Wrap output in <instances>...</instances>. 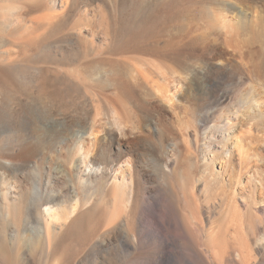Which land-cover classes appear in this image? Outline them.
I'll return each instance as SVG.
<instances>
[{"label":"rangeland","instance_id":"374dc122","mask_svg":"<svg viewBox=\"0 0 264 264\" xmlns=\"http://www.w3.org/2000/svg\"><path fill=\"white\" fill-rule=\"evenodd\" d=\"M250 2L251 7L264 10V0H0V90L7 92L12 108L10 116L0 114V159L5 160L7 152L17 158L28 141L31 130L26 132L24 126L29 125L30 112L38 102L34 96L39 95L42 103L48 99L51 102L53 121H67L71 131V125L80 120L82 104L91 101L92 106L85 108L89 113L95 112L94 105L103 107L94 120L103 127L98 136L108 131L123 141L127 138H119L120 132H129L136 116L160 111L140 136L152 141L158 151L163 147L158 157L167 172L164 175L153 171L158 181L142 185L161 184L153 216L143 214L144 219L153 218L152 222H128L121 239L101 249L94 245L97 237L93 234L89 236L91 241L72 243L77 248L72 251L77 253L69 254L63 247L58 250L53 245L44 249L40 241L29 240L23 234L24 228L34 227L32 218L39 201L36 193L40 199L47 198L49 194L62 195L65 186L69 191L75 186L82 194L77 178L94 181V168H79L77 157L72 159L68 152L78 138L70 130H63L65 135L70 133L63 145L52 154L38 150L41 153L34 165L13 172L12 180L19 186L16 196L23 201L15 227L19 231L17 238L11 237L14 229L4 215L5 203L0 195V264H66L65 255L73 258V264H151L156 256L154 245L160 239L167 241L170 257L165 264H197L200 259L190 245L203 251L209 264H264V105L248 108L249 95L264 97V47L246 37H237L240 42L236 45L229 27L237 23L235 14L248 12L243 3ZM51 17L53 24L58 23L53 29L47 25L49 21L46 26L39 24V19ZM221 50L224 54L218 57ZM10 62L12 67L24 70L25 77L19 76L16 69L1 70ZM141 67L166 73L155 81H160L169 95L174 94L170 102L155 91L152 79L147 85L154 88L159 100L155 109L149 106L155 99L139 84L130 86L125 91L130 96L121 101V96H115L116 89L100 77L101 72L117 70L135 76ZM192 70L199 75H194L197 88L184 95L186 77ZM66 75L76 77L79 89L62 84L61 78ZM183 79L186 80L180 81ZM5 83L9 84L8 89ZM221 93L227 95L228 101L212 105ZM226 116L237 122L229 139L216 146L209 137L215 135L219 140L220 133L210 127H222ZM113 141V137L109 138L107 144L112 146ZM130 142L135 145V138ZM206 145H210V155L205 151ZM135 147L138 152L133 155L112 154L113 164L104 169L99 179L98 195L105 194L111 181L119 183L123 178L126 182L128 173L133 177L140 174L146 165L140 159L141 149ZM222 151L228 152L229 157ZM208 155L215 156L211 164ZM219 162L227 163V172L217 179ZM148 169L151 171V165ZM4 192L0 182V194ZM169 193H175L179 201L176 197L171 199ZM185 200H190V204ZM188 204L191 206L186 207ZM179 210L194 229V242L185 235ZM158 226L164 228V238L150 235ZM124 240L134 242V246H124ZM50 247L55 250L52 252Z\"/></svg>","mask_w":264,"mask_h":264},{"label":"bare ground","instance_id":"6f19581e","mask_svg":"<svg viewBox=\"0 0 264 264\" xmlns=\"http://www.w3.org/2000/svg\"><path fill=\"white\" fill-rule=\"evenodd\" d=\"M250 5H251V2L243 3L244 9L247 10L248 12L247 13L239 12L237 10L239 12L237 13L238 15L237 14L234 15L236 16V18H238L237 23L231 24L229 27L235 37V44L236 43L239 44L240 42L239 40H238L239 42L237 41V37L238 38L246 37L252 43H256L258 45H261V47H264V10H259L258 8H256V6L253 5L251 7ZM57 17H60V16H57ZM52 19L53 17L48 18V19H43V18L39 19L40 20L39 24L46 26V22L49 21L47 25H49L51 28L52 26L55 25L53 24ZM225 19H228V18H225ZM59 20H54L56 21L54 23H57ZM0 23L1 25H3L2 20H0ZM4 25H6V23ZM56 25H58V23ZM223 54L224 52L223 50H221L218 54V57L219 56L221 57ZM13 65H14L13 62L12 63L10 62V64L3 66L2 67L3 69L1 70H5L9 72L11 69H16V71L18 70L17 73L19 72V76L25 77V71L20 68L19 69L14 68L12 67ZM208 65L206 67H209ZM138 69L139 68H137L136 70ZM157 72H158L157 70H153L152 68H149V67H145V68L141 67V69L135 74V76H131V75L127 76L122 71L117 70L116 72L113 71L109 73L101 72L100 77L106 84L116 89L115 96H118V95L121 96V99H120L121 101H123L126 98V96L128 97L130 96V93L127 94L125 92L127 91V89H129L130 86L135 87V85L139 84L140 86L146 89V91L148 92L151 98L155 99L156 102L149 103V106H152L154 108L155 103H157V101L159 103V100L156 94L154 93V88L148 87L147 85L148 80L152 79L151 81L155 85L154 86L155 91L161 95V97L164 99L165 102H170L172 100V97L174 96V94L172 96L169 95V91L160 85L159 83L160 81H155L158 75H160L158 79H161L164 76V74H166V73H163V71L162 72L160 71L159 74H157ZM194 72L195 71L192 70V73H190V75L186 77L187 82H185L186 84L184 87V91L182 92V94L184 95L189 94L191 91L194 92V90L197 88L195 86L196 82H194L197 72L196 73ZM74 78L76 77L72 78L67 75L63 76L61 78L62 84H64L66 87H75L79 89L80 84ZM132 79H134V81ZM185 80L183 79L180 81H185ZM33 81L34 80H31V82ZM4 85H5V88L8 89L9 84L5 83ZM6 93L7 92L0 90V94H1L0 114L10 116L12 113V108H10V103L6 99L7 98ZM34 99L38 102L36 103V106L34 107L32 112H30L31 118H30L29 125L27 127L24 126V129H26V132H29V130H31L28 135V141L24 142V144L22 145L20 154L18 155L17 158H15L13 154H11L10 152H7L8 157L5 160L0 159V182H1V187L5 189V192L0 195L2 196L3 202L5 203L4 215L7 218V221L9 222L10 226L14 229L11 237L17 238L19 235V231L15 229V227L22 214V203H23L22 198L16 196V194H18L19 186L16 180H12L13 172L22 170L26 168L29 164L34 165L35 158L41 153L38 151L40 149L42 151L44 150L49 151L50 154H52L57 148V146L64 144L63 140L66 139V137L69 136L70 133H72L73 136L77 137L78 141H77V144L74 145V147L71 150H68V152L71 154L72 159L77 157L78 161L80 162L78 164L79 168L83 166L84 169L87 168L90 170L91 167L94 169H98V170L92 169L93 173L91 174L94 175V181L87 182V181H82L79 177L77 178V183L81 186L80 188L82 189V192H83L82 194L80 193L81 190L76 188L75 186H71L72 187L71 191L67 190L68 186H65L64 190H62V192L63 191L65 192H63L62 195L60 194L50 195L49 194L47 198L41 197L40 199V197L36 193V197L40 202L36 201V204H35L34 215L32 218V223L34 227L30 229L24 228L23 230V234L25 235L24 237H27L29 240L37 239L38 241L41 242V245L44 247V249L46 248L48 249L50 245L51 247L53 245V247H56V248L58 247L60 248V250H61V247H63L70 254L72 251V248L75 247L73 246L72 243L77 240L80 242L89 241L90 234H93L97 237L96 243L94 245H96L98 249H101L104 247V245L108 246L111 243V241L116 240V239H121V236L125 233V231L123 230L125 228L124 226L128 222H134V223L137 222L139 223V225H141L144 222H152L153 218L144 219L143 214L147 213L146 215L148 217L153 216L155 204L157 200L160 198V195H161L160 192H162L160 191L161 184L158 183L157 186H153V187H142V185L144 183H149V182H152L155 184L156 181H158L156 180L155 175L152 174L153 171H158V172L160 171L159 173L162 172L164 173V175H166L167 172L163 168L162 162L159 160V157H158L159 151L164 150V149L162 147L161 149L158 148L160 149L159 151L156 150L155 149L156 147L154 148L152 146V143H151L152 141L150 142L149 140L144 139L140 135H141V131L143 129L146 130V127L148 126V124H150L152 120L156 118L155 114L160 111L152 110L154 112H151V111H148L146 113L143 112L139 114L138 116H136V119L133 123L134 125L131 126L130 128L131 130L129 132H126V131L120 132L119 138H127L126 140L123 141V140L116 139L117 135L112 134L111 132H108V131H106L104 135H102L101 137L98 136V133L100 130L99 128H103V127H98L100 125L97 126L94 120H95V117L98 115V112L100 110H103L102 109L103 107L101 108L99 105H94V111H95L94 113L93 111L91 113H89V111H85V108L87 106H92L91 101L90 102L86 101L84 104H82V106H80V112H79L80 120L76 121L75 124L71 125L73 128V130L71 131V129L67 126V123H66L67 121L65 120L61 122L53 121V117H51L53 116L51 113V111L53 110V107H51V102L49 101V99H48V102L46 103L41 102L40 100L41 98L39 95H35ZM226 101H228L227 95L225 93H221L219 94L217 98H215V100L212 102V105L214 103L216 104L220 102L226 103ZM47 103H49V105H47ZM238 103L239 102H237V104ZM249 104L250 106L248 107ZM248 105H247L248 108L252 107L253 109H259L261 105H264V97L256 98L255 96L254 98H250V95H249ZM212 108L214 107L212 106ZM222 122H223V125L220 128L217 126L210 127L211 129H213L215 133H220L218 134L220 135L219 140L218 138L217 139L215 138L216 137L215 135H212L213 137L212 136L209 137L210 140H213V142L217 143L216 146L218 145L220 146L221 144L223 145V141L229 139L228 138L229 133L235 127L237 119L234 117L226 116L225 119L222 120ZM57 130H61V133L56 134ZM63 130H70V133H68V135H65L63 134ZM112 137L114 141L112 143V146H110L107 144V141L109 138H112ZM132 138H135L136 140L135 145H137L138 148L141 149L140 159H141L142 165H146V166L143 167V169L141 168L140 174L138 176L133 177L131 173H128L129 177H128V180H126V182L123 178H121L119 183H116V181L114 180L111 181V184L106 189L105 194L98 195L100 193V185H101L99 179L102 177L104 169H109L110 165L113 164V161L110 159L112 154L114 153L115 156L119 157L122 153L127 152L129 155H133L135 151H136L135 153L138 152L135 145H133L130 142L132 141ZM38 142L39 143L42 142V145L41 146L38 145ZM27 144H30L32 146L27 147ZM232 146H234V144ZM209 148H210V145L205 146V151L208 152L207 154L210 155ZM221 153L222 155L229 157L228 152L222 151ZM209 155H208V160L210 161V164H211L216 159H215V156L212 155L209 157ZM17 160H20V162H18ZM203 163L205 166L204 172H206L208 165H207V160L205 158L203 159ZM150 165H151V171H149L148 169ZM218 165H220L221 167H220V172L217 174V177H216L217 179L220 178L221 173L227 172L226 171L227 163L223 164V162L222 163L219 162ZM100 168L103 170L102 173H100ZM159 176H161V174H159ZM209 178H211L210 175H209ZM160 180H163V178ZM171 192L173 193V191ZM170 193H169V196L171 195L172 197L171 199L177 198L175 193H174L175 196ZM190 197L194 198L192 194ZM190 197L189 199H191ZM187 198L188 197H186L185 199ZM178 201L179 200L177 198V202ZM187 201L188 203L191 202L190 200H185L184 202H187ZM62 204L64 205V207L61 208L60 206ZM184 204L187 205V203H184ZM189 204L186 207H190L191 205L189 206ZM40 210L41 212L44 213L45 217L42 216ZM179 212L180 214H182L180 210ZM180 214H179V218L183 225V229L185 230V235L187 239L189 238L190 240H192V242H194L195 240V239L193 240L194 238L193 230L194 229L190 227V224L186 219V215L183 216L184 214L182 215ZM175 216H177V214H175ZM26 224L27 222H25V225ZM127 226L129 227V224ZM160 227L158 226L157 228H154L153 230H151V232H149L150 235H152L153 237L157 239L164 238V233H163L164 228H160ZM129 235L134 238V235H132L130 232H129ZM194 236L196 237V235ZM95 239L96 238H94V240ZM123 244L126 247L134 246V242H129L127 240H124ZM166 245H167V241H162L161 239L159 240V244L157 246L154 245V248L156 249L154 251L156 256L153 259V261H151V264H165L166 260L170 257L167 251ZM190 249H192L193 251L195 250L196 255H198V258L200 259L199 262H196L197 264H209L207 262V257L205 256L203 251L202 252L200 250L197 251L198 249L195 246L193 249L191 245H190ZM53 250H55V248L52 249V252ZM62 251H59V252L62 253ZM75 252L77 253V251ZM154 252H152V255ZM64 254H66V252H64ZM60 256H63V255H60ZM209 256H212V255H209ZM65 257H66V260L64 259L63 260L64 262L66 261V264L74 263L73 258H70L69 256H66V255ZM60 258L62 259V257ZM238 262L239 260L237 261V263ZM140 264H147V262L140 263Z\"/></svg>","mask_w":264,"mask_h":264}]
</instances>
